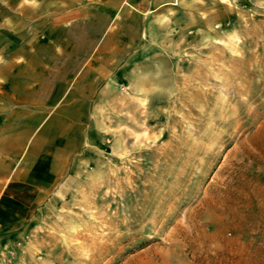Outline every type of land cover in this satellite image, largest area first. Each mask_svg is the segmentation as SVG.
<instances>
[{
	"label": "rangeland",
	"instance_id": "rangeland-1",
	"mask_svg": "<svg viewBox=\"0 0 264 264\" xmlns=\"http://www.w3.org/2000/svg\"><path fill=\"white\" fill-rule=\"evenodd\" d=\"M66 1L0 0V64ZM168 7L138 87L92 118L90 166L0 264H264V0Z\"/></svg>",
	"mask_w": 264,
	"mask_h": 264
},
{
	"label": "crops",
	"instance_id": "crops-1",
	"mask_svg": "<svg viewBox=\"0 0 264 264\" xmlns=\"http://www.w3.org/2000/svg\"><path fill=\"white\" fill-rule=\"evenodd\" d=\"M172 1L67 0L40 42L0 64V247L18 243L60 183L90 166L101 133L92 118L121 87H138L154 12Z\"/></svg>",
	"mask_w": 264,
	"mask_h": 264
}]
</instances>
